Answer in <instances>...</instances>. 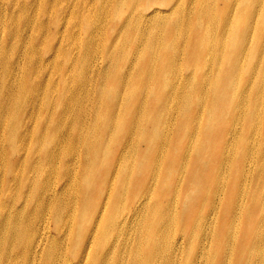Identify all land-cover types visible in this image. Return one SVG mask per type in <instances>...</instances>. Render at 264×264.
I'll list each match as a JSON object with an SVG mask.
<instances>
[{
	"label": "bare ground",
	"instance_id": "obj_1",
	"mask_svg": "<svg viewBox=\"0 0 264 264\" xmlns=\"http://www.w3.org/2000/svg\"><path fill=\"white\" fill-rule=\"evenodd\" d=\"M162 1L118 0L116 6L121 9L127 3L131 6L137 3V8L143 9ZM237 3H241L240 11ZM173 7L167 16L161 15L164 10L150 7L143 18L130 16L125 23L129 33L134 34L142 30L146 18H162L153 27L158 33L148 31L145 36L140 35L145 42L144 50L149 52L147 64L151 61L155 66L160 64L155 73L153 68L145 72L150 81L138 92L131 86L134 93L130 94V105L135 106V111L130 107L127 113L124 107V113L118 111L122 108L110 109L108 117L96 119L95 127L92 128V124L83 134L85 138L78 141L77 144L85 146L81 158L91 165L83 172V191L78 188L71 201H68V160L76 152L73 147L76 137L70 136L72 143H68V106L76 105L71 111L77 113L79 120L84 118L86 109L82 104L81 108L77 106L83 103V98L76 93L68 95V90L64 89L58 107L62 109L61 116L49 125L44 133L49 138L42 142L44 146L54 145L56 163L43 173L49 178L47 191L41 182L34 185L30 195L37 201L36 213L26 221L23 229L15 231V223H23L25 215L14 205L0 203V208L4 206L0 210V264H264V0H177ZM119 59L125 60V54ZM122 68L119 69L121 76L124 75ZM183 70H191L192 79L209 80L208 101L216 106L204 98L199 99L205 88L189 82ZM182 78L185 79L180 88L183 96L176 101L177 116L170 119L169 98L172 101L177 98L172 80ZM242 80L252 94L249 99L235 92ZM149 82L155 87H147L144 91ZM107 89V84H101L97 88L98 95L103 92L102 96L107 94L112 102L118 101V87ZM1 90L8 99L11 97L8 82H2ZM18 92L19 88L16 95ZM87 110L100 112L105 109L100 103ZM202 118L207 124L204 136L214 138L216 143L212 148L206 147L204 141L194 145L193 168L189 166L188 176L183 181L189 206L182 212L166 209L156 220L149 206L141 209L142 203L150 191V199L158 200L164 194H178L177 190L171 191V186L184 163L183 145L188 133ZM85 121L91 122L90 119ZM170 122L176 131L169 150L171 141L167 126ZM110 124L112 128L116 126V131L119 129L118 138L127 135L131 138L133 130L139 128L141 137L136 145L143 141L146 149H130L129 163L116 174L117 189L101 204L98 200L110 173L106 161L116 151L110 141L107 143L101 138L103 133L112 132ZM229 125L230 133H227ZM238 130L248 137L239 142L235 163L233 168L230 166V180L224 183L227 176L224 150L228 144L223 137ZM69 133L76 134L77 127ZM8 141L12 148L4 159L0 153L2 164H9L17 149L15 136H9ZM57 151L63 155L57 156ZM166 153L165 161H157V156ZM97 158L105 161L100 169L102 160L95 163ZM138 158L146 163L141 164L144 169L135 174ZM248 160L254 163L253 171L245 165ZM130 162L135 168L133 173H130ZM162 162L163 173L160 172ZM151 167L158 168L159 173L151 175ZM8 171L5 172L7 176ZM75 175L76 178L70 177L74 183ZM149 177L153 179L144 183ZM60 179L63 184L67 180L65 188ZM48 191H51L49 197ZM46 207L52 212L55 224L68 225L70 232L75 230L72 242L61 238L47 242L45 229L39 228L34 220ZM74 207L82 209L81 217L71 213ZM107 207L109 212L105 215ZM97 208L98 214L93 220L92 214ZM139 211L142 213L136 219ZM40 220L38 217L37 221ZM132 223V246L128 242L120 245L123 230Z\"/></svg>",
	"mask_w": 264,
	"mask_h": 264
},
{
	"label": "rangeland",
	"instance_id": "obj_2",
	"mask_svg": "<svg viewBox=\"0 0 264 264\" xmlns=\"http://www.w3.org/2000/svg\"><path fill=\"white\" fill-rule=\"evenodd\" d=\"M176 1L153 2L151 6L143 9L137 8V3L132 6L127 3L118 9L116 6L118 0H0V153L3 155L2 159L9 156L8 149L12 148L8 137L15 136L17 138V149L10 163H0V185L2 186L0 188V203L5 202L7 205H14L20 208L25 215L26 219L23 223H15V231L23 229L26 221L28 222L29 218L34 216L37 201L30 198L34 185L42 182L44 191H47L46 185L49 178H46L43 173L49 170L51 164L56 163L54 161L55 148L52 144L44 146L42 142L49 138L44 134L49 125L54 123V119L57 120L61 116L62 109H58V107L64 89L68 90V95L76 93L80 99L83 98V103H79L77 106L81 108L82 104L84 110L86 109L83 112L84 118L79 120L76 119L77 113L71 111V107L75 108L76 105L68 106V131H66L68 143H72L70 136L76 137L73 144V147H76V152L72 155V159L68 160V171L70 172L68 174V201H71L74 199L78 188L83 191V172L89 170L91 165L81 158L84 156L85 146L81 143L77 144L78 141L85 138L83 134L91 129L92 124V128L95 127L96 119L104 115L105 118L108 117L110 109L122 108L118 111L124 113V107L127 113L130 107L135 111V106L130 105V94L134 93L131 86L138 92L141 86L150 81L145 72L153 68L155 73L160 64L155 66L152 61L147 64L149 52L144 50L145 42L140 35L144 34L145 36L148 31L158 33L153 27L155 22L162 18H146V21H143L142 30L134 32L138 35L136 38L133 33H129L125 23L130 16L143 18L146 15V10L150 7L164 10L161 15L167 16L173 11ZM240 4L237 3L239 11L241 10ZM188 31V28L184 30L186 34ZM158 50L159 46L156 47V51L159 53ZM122 53L125 54V60L119 59ZM121 67H123L122 73L124 74L122 76L119 73ZM182 74L189 76V82H193L197 87L205 88L199 99L204 98L207 103L213 104V101H208L211 87L209 80L192 79L191 77L194 76L191 70H183ZM182 79L172 80L174 88L177 89V98L174 101L169 98V104L172 106L170 119L177 116L176 101L183 96L180 93V88L185 79ZM3 81L8 82L11 89L12 95L9 99L4 93H1ZM104 83L108 85V89L118 87V101L112 102L107 94L102 96L103 92L98 95L97 88ZM151 86L155 87L153 82H149L143 88L144 91L145 88ZM18 88L19 92L16 95ZM235 92L238 96L243 93L248 99L252 95L244 80L240 82ZM157 96L159 97V94ZM100 103L105 109L104 111L87 110ZM135 105L137 107V103ZM216 105L213 104V106ZM85 119H90L91 122L87 123ZM227 120L230 123V117ZM74 126L77 127V133H69L73 132ZM171 127L170 122L167 126L171 141L169 150L176 131L175 127ZM206 127L204 118L200 119V123L188 133L184 142V163H181L177 170L174 183L171 186V191L177 190L178 194L172 196L164 194L158 200L152 199V197L150 199L152 193L150 191L147 199L143 201L141 209L144 206H149L154 219L158 220L166 209L170 212H182L189 206L185 199L183 181L188 176L189 166L193 168L194 145H199L204 141L206 147L212 148L216 143L214 138L204 136ZM109 130L112 132L103 133L101 138H104L107 143L110 141V145L116 147V151L106 161L108 164L107 172L110 171V173L106 184L103 186L104 193L98 200V203L101 204L105 202L108 194H113L117 189L115 186L116 174L118 170L129 163L130 149L136 148V150L141 151L146 149V144L143 141L136 145L141 137L139 128L133 130L131 138L130 135L118 138L119 129L116 131V126L112 128L111 124ZM112 133L114 134L110 136ZM227 133H230V125ZM95 137L97 139L96 132ZM246 137L248 135L241 130L227 138L223 137L224 143L228 144L227 150H224L226 151L227 167V176L223 179L224 183L230 180V166L233 168L235 163L238 144ZM230 139L232 146H230ZM116 153V161L114 162ZM56 155L62 156L63 154L57 151ZM255 156H258L257 153ZM24 157L26 159L20 163L19 161L23 160ZM166 157L167 153L160 154L156 159L157 161H165ZM101 160L97 158L94 159V162L100 163ZM145 163L144 159H136L135 174L144 169L140 165ZM162 163L163 168L160 165L161 173L165 171L164 162ZM104 164L105 161L102 160L99 169ZM245 165L249 171L254 170L252 161L248 160ZM134 169L133 163L130 162V173H133ZM6 171L10 172L8 176L5 175ZM157 173H159V169L151 167L150 174ZM75 174H77V179L74 183L70 177L76 178ZM53 179L52 177L51 183ZM152 179L149 177L144 183H148ZM59 181L65 188L67 180L64 184L61 179ZM150 184L152 187L154 186V184ZM60 188L58 186L57 189ZM46 195L49 197L51 191H48ZM79 199L77 194V200L79 201ZM3 207L1 206L0 210ZM98 208L95 214L93 211V220L98 214ZM81 210V208L74 207L71 213L78 218L81 217ZM108 212L109 207H107L105 215ZM141 213L139 211L136 219L140 217ZM38 217L41 219L39 222L37 221ZM34 220L39 228L45 229L46 236H48L47 242L51 241L52 238L56 240L68 239L69 242H72L75 230L70 232L68 225L55 224L52 212H48L47 207ZM10 226L12 227V225ZM133 226L134 223L123 230L124 236L120 245L128 242L129 246H132L134 232L131 228ZM2 231L4 232V230ZM176 231L175 233H177ZM190 247L193 248L192 245Z\"/></svg>",
	"mask_w": 264,
	"mask_h": 264
}]
</instances>
